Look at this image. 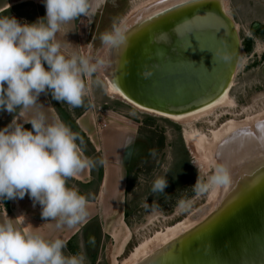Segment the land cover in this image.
<instances>
[{
    "label": "rangeland",
    "instance_id": "1",
    "mask_svg": "<svg viewBox=\"0 0 264 264\" xmlns=\"http://www.w3.org/2000/svg\"><path fill=\"white\" fill-rule=\"evenodd\" d=\"M164 1L167 0H93V14L78 18L79 56L88 57L92 62L103 61L105 63L107 51L101 42V35L113 32L116 28L121 30L129 24V21L135 19L133 16L131 20L123 22L133 7L146 4L145 9H147ZM224 4L237 24L242 47L227 91L228 102L223 104L224 106L209 108L206 110L207 113H202L196 118L191 116L183 121L184 117H182L177 121L174 118L135 107L129 102L126 103L125 99L109 93L98 71L84 77V81L92 88L87 90L83 107L70 109L67 103H60L53 99L55 109H64L71 115H77L85 107L90 106L92 112L93 110L97 112L95 115L92 114L91 124L100 136L106 130L104 127L106 116L111 114L122 117L109 110L107 108L109 105L132 118L134 120L132 124L136 126L134 137L130 142L125 141L130 146L133 144V147L129 146L127 151L121 153V157L111 161L113 165L120 164L119 167L122 170V175L118 172V179L121 177L119 181H122L121 199H123L124 211L127 212L121 218L126 227L114 221L117 218L115 213L117 205L108 217L106 228L104 226L106 230L97 232L99 229H97L96 221L93 220L92 232L95 235L90 234L87 240H82L81 247L69 255L86 256L85 264H110L107 263L106 258L111 261V264H132L137 257L134 252L137 247L141 252L147 248L152 249L158 242L161 244L168 237L167 235L171 234L170 231L172 232L187 221L190 222L193 218L191 214L197 215L200 208L204 207L203 205L210 204L209 201L215 195L214 191L218 185L209 187L202 193L198 192L194 185L197 179L201 183H207L210 177L217 173V169L211 156L206 155L208 152L205 146L203 149H197L195 146L198 158L192 156L184 141V130L197 132L208 140L213 138L214 132L230 121L234 123L247 121L255 124L257 119L264 116V0H224ZM248 40L250 47L245 49L244 45ZM104 63L101 67H104ZM105 100L107 103H104ZM106 111L110 112L104 115ZM13 114L4 110L0 114V123L11 119ZM86 138L89 140L90 137ZM87 139H84L86 142L84 152L88 153L86 148L93 150V144ZM119 140H121L120 137L116 139V141ZM105 142V139H102L98 143L104 152L107 149ZM115 144L117 145V142ZM110 149L113 154V146ZM114 173L117 172H111L112 175ZM106 175V180L108 179L111 183L116 182V176L112 179L109 170ZM164 176L168 181L164 193L154 195L151 192L154 180ZM69 180H74L75 186L79 184L76 177ZM78 187L81 188V186ZM115 202L117 203V198ZM110 222H112L111 225ZM121 232L125 233L119 238L118 235L120 236ZM127 233H129L128 239L122 244ZM118 238L119 242L116 244ZM152 241L156 242L154 246ZM107 249L108 254L106 255ZM95 252L96 260L97 257L100 258L97 263L93 256ZM133 256L136 257L133 259ZM131 258L133 260L130 261ZM125 261L127 262L124 263Z\"/></svg>",
    "mask_w": 264,
    "mask_h": 264
},
{
    "label": "clouds",
    "instance_id": "2",
    "mask_svg": "<svg viewBox=\"0 0 264 264\" xmlns=\"http://www.w3.org/2000/svg\"><path fill=\"white\" fill-rule=\"evenodd\" d=\"M46 16L21 24L15 17L0 16V110L15 113L36 108L41 94L71 108L83 107L87 88L84 77L98 71L103 61L65 56L56 34L61 26L93 14L92 0H44ZM105 46H114L122 35L118 28L101 35ZM227 62L231 57L223 56ZM27 130L13 119L0 130V200L24 198L27 194L41 206L45 220L56 227L72 228L85 222L88 197L68 187L70 178L104 164L103 159L83 155L84 140L62 121L48 123L43 112L27 121ZM230 177L220 168L207 183L199 179L194 187L205 192L215 185H227ZM166 176L156 178L151 192L164 193ZM147 206V205H146ZM66 241L46 240L22 232L11 221L0 223V264H85L84 255H65Z\"/></svg>",
    "mask_w": 264,
    "mask_h": 264
},
{
    "label": "bare ground",
    "instance_id": "3",
    "mask_svg": "<svg viewBox=\"0 0 264 264\" xmlns=\"http://www.w3.org/2000/svg\"><path fill=\"white\" fill-rule=\"evenodd\" d=\"M216 1L218 9H213V5L210 4L211 1L209 0H205L204 4L206 9L212 10L215 15L217 13L220 14L215 21L223 33H225L223 29L227 30L225 38L226 54L231 59L227 62L224 61L219 71L209 79L207 85L200 92L191 96L195 97L202 94L201 97H196L190 103L177 107L164 106L162 103L153 102L152 96L145 95L146 92L144 90H138L137 86L132 82L134 80H131L135 69L134 54L136 53L138 57L141 56L139 49L136 48L137 41L150 35L149 26H152L151 30L159 35V29L167 26L163 22L165 17L168 16L170 18V23L183 15L186 16L193 8L191 7V4H194L192 3L193 0H167L154 4L147 9H145L146 4H143L138 6L139 8L133 7L127 13L123 22L131 20V18H134L133 16H135V19L129 21V24L120 30L122 39L116 45L105 46L107 60L104 63V67L98 69L99 76L104 80L109 93H113L123 98V100L125 99V101L135 105V107L174 118L177 121L182 117H184L183 121L191 116L192 118L199 117L202 113H207V109L227 103V91L230 87L242 47L237 24L229 15L224 0H212L214 3ZM197 3L201 5V2L197 1ZM187 9L188 11H186ZM174 11L177 13L173 14ZM166 22L168 24V21ZM145 45L147 44L144 43ZM116 77L118 79L124 77L122 79L126 83L125 88L122 89L118 85ZM187 115L190 116L188 117ZM261 125H264V116L257 119L255 124L247 121L242 123L230 121L220 130L214 132L213 138L208 140L197 132L193 133L187 129L184 130V141L192 156L198 158L195 146L197 149H203L205 146L208 152L206 155L211 156L210 158L217 170L220 168L227 170L230 181L226 186L216 185L217 190L215 188L216 193L214 191L215 195L212 194L214 196L209 201L210 204L203 205L204 207L200 208L197 215L191 214L193 218L191 217L190 222L187 221L182 225L178 224L180 226H176L178 228L172 232L170 231L171 236H165L167 238L161 244L157 241L158 244L155 247L152 249L147 248L141 252L140 248L137 247L136 251H134L137 257H132L133 259L136 257L132 264H222L219 259L216 261V258H222V252L217 256H208V253L206 255L210 247L213 246L210 249L213 251L217 249L214 246L215 237L219 234L227 233L232 228L238 234H241L240 236H243L244 231L249 229L251 220L258 219L264 211V141H262L264 130L258 127ZM128 234L122 244L127 241ZM246 235L254 237L255 233L247 231ZM248 236L245 237L250 238ZM234 240L230 239L228 242ZM249 240L252 241L251 239ZM250 243L253 246L248 245V249L245 246L239 249L240 252L244 249L245 251H250L248 256H242L240 260L246 264H264V254L259 252L257 254L253 242ZM155 244L156 242H154L153 246ZM255 245L258 247L259 244L256 242ZM225 255L227 254L223 253V257ZM244 257L248 259L244 260ZM132 258L130 261L133 260Z\"/></svg>",
    "mask_w": 264,
    "mask_h": 264
},
{
    "label": "crops",
    "instance_id": "4",
    "mask_svg": "<svg viewBox=\"0 0 264 264\" xmlns=\"http://www.w3.org/2000/svg\"><path fill=\"white\" fill-rule=\"evenodd\" d=\"M0 16H15L21 24H32L46 16V7L44 0H0ZM78 25V19H75L71 22L63 24L60 31L56 34V40L61 44V52L67 57H71L73 55L79 56ZM85 84L87 90H91V85L89 83L87 84L86 82ZM104 103H107L106 100ZM53 104L55 105L51 93L48 95L41 94L36 108L24 111L18 109L17 112L13 114L11 119L0 123V130L10 125L13 119H16V121L19 124H22L25 129L32 130L31 123L27 121L34 118L37 112H43L48 123L62 121L66 125L70 126L72 131L75 132L71 125L67 123L68 119L66 120L63 118V115L60 113L61 110L64 109H60L59 111V109L57 110V108H54ZM107 108L116 115H120L123 118L111 114L106 116L104 126L106 130L105 132H102L101 136L98 135V132L93 129V125L91 124L92 114L95 115L97 112L95 110L92 112L90 106L85 107L83 111L77 113V115H71L68 113L71 118H74L77 125L81 127L87 137H90L89 140H87L93 144V150L86 148L88 153L83 152V155L92 159L97 158V160H104V164H98L95 168L86 169L75 176L76 180L79 181L77 186L73 184L74 180L68 181V187L75 188L80 194L88 197L87 209L89 215L85 222L80 223L72 228L67 226L57 228V221L43 219L41 216V206L38 203L33 206L32 199L26 194L22 199L16 198L0 200V223L11 221L14 227H16L18 230L22 232L38 234L46 240L61 238L66 241L67 245L66 249L64 250L65 255L73 254L78 249V247H81L82 240H87L90 237V234L92 236L95 235L92 232L93 220L94 222L96 221L95 223H97V229H99L97 232L100 233L101 230L104 231L106 228L105 225L108 224V217L111 213H113V210L117 205L118 207L115 209L117 218L114 219V221L115 223L120 224V226L124 223L122 218L125 214V211L123 208V199H121L122 181H119L121 177L118 179L119 173L122 175V170L119 167L120 164H118V166L113 165L111 161L121 157V153L127 151L130 145L127 144L128 142L125 143V141L130 142L131 138L134 137L136 126L132 124L133 119L124 115L122 111H118L112 105L107 106ZM109 112L110 111L104 112V115L109 114ZM118 137H120L121 140L116 141ZM99 139H101L100 141H102V139H105L106 141L105 148L107 149L105 152L101 150L100 145L98 144L100 143ZM116 142L117 145L115 144ZM84 143L86 142L84 141ZM111 146H113V151L115 154L111 153ZM130 147H133V144ZM105 169L109 170L110 177L112 176V179H114L116 176L115 180L117 184L116 182H109L108 179L106 180L105 176H107V170L105 171ZM100 170L101 176H99ZM114 171L117 173L112 175L111 172ZM78 186H81V188ZM116 198L117 203L115 202ZM112 222H110V225ZM123 227L126 226L123 224ZM83 230H85V232H82ZM124 233L125 232H121L120 236L118 235V237H123ZM119 238L116 240V244L119 242ZM95 254L96 252L93 253V256H95V263H97L100 258L97 257L96 260L97 254ZM107 254L108 249L106 250V255ZM106 255L104 256L105 258ZM106 261L107 263L111 264L109 259L106 258Z\"/></svg>",
    "mask_w": 264,
    "mask_h": 264
},
{
    "label": "water",
    "instance_id": "5",
    "mask_svg": "<svg viewBox=\"0 0 264 264\" xmlns=\"http://www.w3.org/2000/svg\"><path fill=\"white\" fill-rule=\"evenodd\" d=\"M197 1L201 2V5ZM209 1L213 9H218L217 1L216 3ZM204 2L205 0H193L194 4H191L193 8L186 16L183 15L170 23V18L165 17L163 22L167 26L159 29V35L151 30L152 26H149L150 35L145 37L147 41L145 42V38L137 41L136 48L139 49L141 56L134 54L135 69L131 80H134L132 82L138 90H144L145 95L152 96L153 102L172 107L190 103L196 97L202 96L199 94L191 97L200 92L223 65L227 30L223 29L225 32L223 33L217 26L215 20L220 14L215 15L212 10L206 9ZM175 13L177 12L174 11L173 14ZM144 43L147 45L144 46ZM122 78L124 77L120 80L116 77V81L123 89L126 83ZM3 111L0 110V114ZM247 231L255 233L254 237L246 235ZM247 231L240 236L241 234L232 228L227 233L219 234L214 240L217 249L213 251L210 250L213 246L210 247L206 255L208 253V256H217L222 252L223 260L218 257L216 261L219 259L222 264H246L240 259L242 256H248L250 251L244 249L240 252L239 249L244 246L248 249V245L253 246L250 242H253L257 254L258 252L264 254V211L258 219L251 220ZM230 239L235 240L228 242ZM256 242L259 244L258 247L255 245ZM223 253L227 255L223 257ZM239 253L241 254L238 255Z\"/></svg>",
    "mask_w": 264,
    "mask_h": 264
},
{
    "label": "trees",
    "instance_id": "6",
    "mask_svg": "<svg viewBox=\"0 0 264 264\" xmlns=\"http://www.w3.org/2000/svg\"><path fill=\"white\" fill-rule=\"evenodd\" d=\"M244 47H245V49H249V47H250V42H249V40L245 43V45H244ZM59 111H60V109H59ZM66 112L67 111H65V110H61V115H63V118H65L66 120L68 119V124H70L71 125V127L74 129V131L76 132V133H78L81 137H83L84 139H87L86 137H85V133H84V131L77 125V123L75 122V120H74V118H71L69 115H68V112H67V114H66ZM99 176H101V170H100V173H99ZM6 202V201H5ZM127 211H125V213H126Z\"/></svg>",
    "mask_w": 264,
    "mask_h": 264
},
{
    "label": "snow or ice",
    "instance_id": "7",
    "mask_svg": "<svg viewBox=\"0 0 264 264\" xmlns=\"http://www.w3.org/2000/svg\"><path fill=\"white\" fill-rule=\"evenodd\" d=\"M261 128V130H264V125L258 126ZM262 141H264V137H262Z\"/></svg>",
    "mask_w": 264,
    "mask_h": 264
},
{
    "label": "flooded vegetation",
    "instance_id": "8",
    "mask_svg": "<svg viewBox=\"0 0 264 264\" xmlns=\"http://www.w3.org/2000/svg\"><path fill=\"white\" fill-rule=\"evenodd\" d=\"M84 139V138H83Z\"/></svg>",
    "mask_w": 264,
    "mask_h": 264
}]
</instances>
